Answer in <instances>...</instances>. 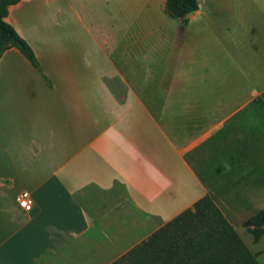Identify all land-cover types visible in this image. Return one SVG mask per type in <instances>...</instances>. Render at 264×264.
<instances>
[{"label":"crops","instance_id":"crops-1","mask_svg":"<svg viewBox=\"0 0 264 264\" xmlns=\"http://www.w3.org/2000/svg\"><path fill=\"white\" fill-rule=\"evenodd\" d=\"M197 2L9 5L46 79L1 54L0 264H112L204 196L235 229L264 207V0Z\"/></svg>","mask_w":264,"mask_h":264},{"label":"trees","instance_id":"trees-1","mask_svg":"<svg viewBox=\"0 0 264 264\" xmlns=\"http://www.w3.org/2000/svg\"><path fill=\"white\" fill-rule=\"evenodd\" d=\"M18 1L0 0V56L14 46L43 75L30 45L5 20L9 5ZM197 8V0H166V11L171 17H183ZM247 221L253 226L257 239L264 226V207ZM124 259L128 264H259L255 254L208 196L181 211L113 264Z\"/></svg>","mask_w":264,"mask_h":264},{"label":"rangeland","instance_id":"rangeland-1","mask_svg":"<svg viewBox=\"0 0 264 264\" xmlns=\"http://www.w3.org/2000/svg\"><path fill=\"white\" fill-rule=\"evenodd\" d=\"M236 231H237L239 237L242 239V241L247 246V248L252 253L255 254L258 263L264 264V226L261 227L260 235L257 239L254 238L253 226L251 224L249 225L246 223L245 224L241 223L240 225L236 226ZM44 259H45L44 260L45 264H54V260L52 258H44ZM118 260H116V261H118ZM117 264H128V261H127V259H124L122 262H120V263L118 262Z\"/></svg>","mask_w":264,"mask_h":264},{"label":"built area","instance_id":"built-area-1","mask_svg":"<svg viewBox=\"0 0 264 264\" xmlns=\"http://www.w3.org/2000/svg\"><path fill=\"white\" fill-rule=\"evenodd\" d=\"M18 205L25 211H29L33 206V200L29 191H22L18 197Z\"/></svg>","mask_w":264,"mask_h":264},{"label":"water","instance_id":"water-1","mask_svg":"<svg viewBox=\"0 0 264 264\" xmlns=\"http://www.w3.org/2000/svg\"><path fill=\"white\" fill-rule=\"evenodd\" d=\"M199 7H201V4H199ZM188 13H189V14H192V11H190V12H188ZM13 42H14V43H16V44L18 43V41H17V40H13ZM247 224H249V225H250V223H249V222H248Z\"/></svg>","mask_w":264,"mask_h":264}]
</instances>
